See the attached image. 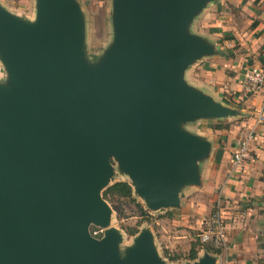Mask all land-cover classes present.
I'll use <instances>...</instances> for the list:
<instances>
[{"label":"water","instance_id":"95a60500","mask_svg":"<svg viewBox=\"0 0 264 264\" xmlns=\"http://www.w3.org/2000/svg\"><path fill=\"white\" fill-rule=\"evenodd\" d=\"M216 1L111 0L112 39L92 60L78 0H33L32 17L0 1V264H175L149 226L121 248L103 190L117 170L153 213L201 187L213 144L187 125L242 114L186 77L222 54L191 28Z\"/></svg>","mask_w":264,"mask_h":264},{"label":"crops","instance_id":"0c3cea01","mask_svg":"<svg viewBox=\"0 0 264 264\" xmlns=\"http://www.w3.org/2000/svg\"><path fill=\"white\" fill-rule=\"evenodd\" d=\"M0 1L21 14L15 11L18 2ZM199 17L196 32L216 43L222 54L192 65L187 80L242 111L237 125L202 132L213 144L198 188L210 209L203 219L212 211L221 189L229 248L219 255V264H264V120L256 121L260 110L264 114V93L248 92L241 82L242 70L248 65L264 69V0H218ZM250 127H254L251 157L237 175L227 179L235 141Z\"/></svg>","mask_w":264,"mask_h":264},{"label":"rangeland","instance_id":"374dc122","mask_svg":"<svg viewBox=\"0 0 264 264\" xmlns=\"http://www.w3.org/2000/svg\"><path fill=\"white\" fill-rule=\"evenodd\" d=\"M11 1L12 3L18 2L15 11L27 17L33 16V0ZM78 1L85 15V52L86 56L92 60L101 54L112 39L111 0ZM200 19L202 17L197 18L191 27L192 30H199L198 21ZM3 74V67L0 64V76L2 77ZM238 121L239 119L236 117L222 121H198L188 124L187 128L198 132L209 129L218 132L222 130L218 128L219 125L228 124L230 128L234 124L237 125ZM116 180L128 181V178L116 170L112 181ZM133 198L134 201L127 198L115 200V208L109 202L113 209L111 226L118 228L123 235L121 248L131 244L134 237V235L128 234L126 228L134 227L139 232L141 228L149 226L154 233L160 254L168 263L176 264L187 261L191 245L199 242L198 234L202 226V219L210 210L207 207L206 202L208 201H206L205 194L195 187L186 188L184 197L181 198L180 208L153 213L145 211V205L139 198L134 196ZM137 204L143 207L142 210ZM90 231L93 235L102 234V230L94 226L90 227ZM202 248H206V246L198 244V251H201ZM172 256H175L176 259L171 260Z\"/></svg>","mask_w":264,"mask_h":264},{"label":"built area","instance_id":"2783aa9c","mask_svg":"<svg viewBox=\"0 0 264 264\" xmlns=\"http://www.w3.org/2000/svg\"><path fill=\"white\" fill-rule=\"evenodd\" d=\"M242 85L248 92L263 91L264 93V69L257 65H248L242 71ZM264 120V114L260 110L257 115V122ZM254 139V127H250L241 134L235 141L231 164L227 171V179L237 175L250 155V143ZM222 190L216 195L213 209L203 219L202 226L199 230V242L201 245H210L221 253H227L228 243L226 239V222L222 209ZM212 252V251H211Z\"/></svg>","mask_w":264,"mask_h":264},{"label":"trees","instance_id":"16d2710c","mask_svg":"<svg viewBox=\"0 0 264 264\" xmlns=\"http://www.w3.org/2000/svg\"><path fill=\"white\" fill-rule=\"evenodd\" d=\"M264 47V45L262 46V48ZM218 128L221 129H226L228 128V124H221L218 126ZM216 162H217V158H216ZM103 197L110 203H112V205L114 206L115 200H119L121 198H127L130 199L131 201H134L133 195H132V187L131 185L128 183V181L126 180H118L113 182L111 185H109L107 188H105L103 190ZM140 209L142 210V206L140 204H137ZM115 208V206H114ZM147 212V210H145ZM142 213H145L143 211H141ZM128 234L130 235H135L138 230H136V228H126ZM97 236H101L100 233L96 234ZM198 244H201L200 242H198ZM198 244L197 243H193L189 249V253H188V259H195L197 257V252H198ZM206 249L208 251H212L214 253H219V250L214 249L213 247H211L210 245L206 244ZM171 260H175L176 257L172 256L170 258Z\"/></svg>","mask_w":264,"mask_h":264}]
</instances>
